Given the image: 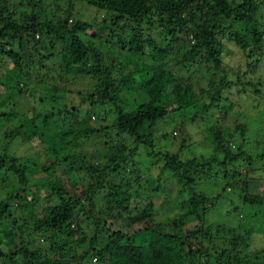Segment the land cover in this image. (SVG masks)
I'll use <instances>...</instances> for the list:
<instances>
[{
	"label": "trees",
	"instance_id": "16d2710c",
	"mask_svg": "<svg viewBox=\"0 0 264 264\" xmlns=\"http://www.w3.org/2000/svg\"><path fill=\"white\" fill-rule=\"evenodd\" d=\"M41 2L0 0V119L18 120L15 127L4 132L2 139L9 141L18 138L30 146L32 141L38 139L39 148L56 157L57 163L68 162L73 155H64L65 145L79 146L77 141L81 139L89 141L105 135L99 147L104 146L108 151L95 162H84L82 157L80 159L76 155L81 165L75 170L84 171L91 179L90 184L79 188H75L70 179L64 176L67 173H63L61 178L46 181L37 178L39 182L30 185L27 172L44 175L55 162L30 170L29 165L19 163V158H8L4 153L0 155V174L5 182H9L8 186L1 184L0 231L4 232V239L0 237V246L6 240L19 236L18 247L0 248V264H89L91 260L98 264H264V245L262 247L260 241H253V232L257 229L250 231V224L258 223L264 234L261 228L264 227V196L260 191L248 192L249 181H259V178L252 177L253 173L261 172L264 175V140L251 142L255 152L247 153L243 124L228 128L227 132L220 128L226 122L227 111L232 108L230 104L225 105L224 92L237 91L236 87L241 94H246L245 86H249L253 93L260 94L259 84L241 82L237 77L231 81L222 73L221 38L225 36L229 43L242 50L247 46V57L251 54L261 56L264 21L257 20L256 16H264L261 9L264 0H239L233 8L228 0H54L57 5L49 14H45ZM77 2L100 13V19L84 22L73 18ZM36 4L40 5L39 9L35 8ZM224 19L240 22L244 30L251 34L250 44L246 43L238 29ZM124 20H130L132 26H121L120 30L130 32L126 42L116 37L118 47L127 52L125 62L118 63V68L124 64L130 68L128 73L116 79L113 78L115 63L110 61L103 66V53L110 50H98L93 43L81 40L80 35L90 33L93 39H97ZM141 25L156 26L158 34H165L163 43L152 37L143 40V31H148L141 30ZM35 36L44 37L55 51L40 56L32 72L33 84L41 88L38 90V102L44 103L49 98L58 100L54 92L64 97L63 88L67 89L64 72L74 76H92L96 78L95 93L101 103L107 99L114 109L115 119L110 125L72 128L75 124L79 126L85 123L93 106L90 95L86 101L82 99L81 104L76 102L68 108L63 105L62 108L46 110L38 124L36 119L39 115L36 117L34 104L27 114L17 118L12 110L23 102L24 96L29 98L25 90L29 89L32 57L30 62L24 63L22 55L24 48L39 43ZM184 42L191 44V48L178 54L175 65L196 64L197 60L203 59L213 71L209 89H200L202 97L208 102L199 107L205 115L203 119L212 122L209 128L211 155L184 157L183 140L174 152H146L147 156L158 157L160 170L166 171L176 184L184 181L181 188L190 190L189 195L180 202L182 217L178 227L182 229L188 222L196 225L184 229L185 235L181 236L172 231L159 230L154 223L152 201L147 199L141 206L133 204L136 192L133 194L130 191L131 183L125 171L122 177L119 173L136 148L127 150L120 143L121 138L126 136L136 146L148 144L151 147L150 140L159 122L186 109H192L193 118L196 117L197 99L189 85L162 63L168 61L173 46ZM61 51L60 71L58 67L51 69V63H46L54 60L55 54ZM87 58L91 64L83 63ZM3 66L8 67L4 74L1 73ZM49 73L57 76L54 78L58 81L57 86L51 87L47 83V79L52 81L51 76L47 77ZM132 74H136L139 81H134ZM218 74H221L220 78H217ZM132 85L141 91L144 98L126 111L117 103V94ZM67 92L71 93V90L67 89ZM34 93L37 94L36 91ZM213 106L215 118L210 117L208 112ZM64 118L68 120L69 128L62 130L58 123ZM49 125L52 126V134L43 132ZM101 158H104L103 162ZM243 163L256 165L252 172L240 173L238 167ZM72 169L70 166L66 168L68 172L75 171ZM193 185H201L205 190L197 192ZM231 193L236 195L237 200L241 199L242 211L235 212L238 208H232L237 225L224 228L222 225L219 230L204 223L208 210ZM11 199L18 201L17 210L21 212L17 215L10 210ZM40 202L43 204L38 206ZM84 203L86 207L83 209ZM101 203L107 207L102 210L105 214L96 211L101 216H95V209L101 208ZM80 208L83 213L78 214H87L84 216L88 222L84 227L87 231L73 225L75 212H80ZM6 221L10 226L9 231L4 229ZM28 222L30 226H26ZM172 224L175 225V221ZM23 235H27L26 240L20 237ZM222 235L229 236L230 241ZM39 238L42 244L37 241ZM30 245L35 247L32 249ZM192 245L196 246L194 250ZM216 246L220 247L219 251L215 250Z\"/></svg>",
	"mask_w": 264,
	"mask_h": 264
},
{
	"label": "rangeland",
	"instance_id": "374dc122",
	"mask_svg": "<svg viewBox=\"0 0 264 264\" xmlns=\"http://www.w3.org/2000/svg\"><path fill=\"white\" fill-rule=\"evenodd\" d=\"M228 1L230 2L232 8L239 3V0ZM41 3L42 7L45 9V14H49V12L57 5L55 4L54 0H42ZM39 7V4L35 5L36 9H39ZM261 9H263L264 15V7ZM74 13L76 15L72 16L73 18L81 19L84 22H90L95 18L99 20L101 15L100 13L94 11L90 7L80 2H77L75 4ZM256 18L261 22L264 21V16H261V14H257ZM225 20L226 19H224L223 21ZM130 22V20H124L120 22L119 25L115 27L116 29L114 28L111 31L109 30L107 34H104L102 36L100 35V37H98L97 39H93L89 35L90 33L80 35L81 40L93 43L94 47H96L98 50H103L104 48L110 50L108 53H103V66L107 65L110 61L114 62L115 70L113 72V78L116 79L119 78L120 75L128 73L130 68L129 65L125 67V64L121 65L122 67L118 68L120 66V64L118 63L125 62L126 59L124 58V56L127 55V52L124 49L119 48L120 46L116 42L117 38L122 39V41L124 42L128 40L130 32L128 30L122 31L120 29L122 25H124L125 27L132 26ZM226 23L231 24L234 29H238L240 34L245 38L246 43L250 44L251 34L244 30V26L240 25V22L226 20ZM133 27H135V25ZM155 28L156 26L150 27L141 25V30L148 31H143V40L152 37L157 42L163 43L165 34L160 32V34H158V30ZM262 30H264V26ZM262 30H260V32ZM34 38L35 40L39 41V43L24 48L25 51L22 55L24 63L30 62L29 59L32 57V60L30 62L31 69L29 67L30 82L27 85L29 89L25 90L26 95H28L29 98L24 96L23 102L17 105V107L12 110L15 115L17 114V118H19V115L27 114V110L31 107L32 104H34L36 117L39 115L38 120L36 119V123L38 124L40 123V118L43 116L42 114H44L46 110L57 107L62 108L63 105V107L66 108L71 107L75 105L76 102L79 103L82 99L83 101H86L87 97L90 95L89 97L92 96L91 102L93 103V106L88 112L85 123L83 122L79 126L75 124L72 126V128L74 127V129H80L82 128L81 126L97 128L110 125L115 119L114 109L107 99L104 100L103 103H101L100 99L95 93L96 78H93L92 76H74L70 73L65 74L64 72L63 77L67 80V89H70L71 93H68L65 87L63 88V93L65 94L64 97L58 96L57 93L54 92V96H57L56 99L58 98V100L53 101L49 98L44 103L38 102V90H41V88L37 84H33L32 81L34 80L32 78V72L35 71V64L37 63L39 57L42 55H50L54 50H52L50 44L44 39V37L42 38V36H35ZM221 44V52L223 54V56L221 57L222 73L224 75H227V78L231 81H234L237 77L241 82H252L260 85L258 87V89L260 90V94L253 93L252 88H250L249 86H245L246 94H241L242 92L238 91V88L236 87L235 89L237 91L230 90L229 93L224 92L223 99H225V105L230 104L232 108L226 113L225 124L220 126V128L224 132H227L228 128L232 129V127H234L235 125L243 124L245 126V150L247 153L249 152L251 154H254L255 148L251 144V142H263L264 140V37L261 41V46L263 47V53L261 56L251 54L250 57H247V55H245L246 51H248L247 46L244 50H242L241 48H236L234 47L235 45L228 42L225 36L221 38ZM190 45L191 44L184 42L173 46L174 50L169 55L168 61L164 60L162 61V63L164 62L165 68H168L177 77H182L184 82L189 85L192 94L197 99L196 106L198 108L196 109L198 111L196 112V117L193 118L194 111L192 109H186L182 113L172 115L170 119H164L163 121L159 122L157 124L153 138L150 140L151 147H149L148 144H141L136 146L135 143L132 140L128 139L126 136H124L120 140V143L124 145L127 150H132L134 147H136L135 151L130 154L128 164L123 165L119 173V176L122 177L123 171H125L126 176L131 183L130 191L133 194H135L136 192L135 196L133 197V204H140L139 206H141L144 201L149 199L153 203L154 223L157 225L159 230H162L164 232L172 231L175 232V234L181 236L185 235L184 229H191L192 225L195 224L190 222L186 223L185 226L182 227L183 231L182 229H180V227H178V221L182 217L179 209L180 202L182 201V198H186L189 195L190 190L187 188H181V185L184 183V181L176 184L166 171L163 172L160 170V161L158 157L147 156L146 152L151 154H155L160 151L174 152L177 150L180 141L183 140V144H185V149L183 150L184 157L211 155L212 137H210L209 128L212 125V122L210 119H203L205 118V115L202 110L199 109V107L208 102L205 97H202L200 89H209V82L211 80L210 76L211 72H213L211 65L209 63H205L203 59L197 60L196 64H185L183 66L175 65L176 61H178V54L184 53L185 51L189 50L191 48ZM62 56V51L58 52L55 54V59L52 61H48V63L46 64L51 63V69L54 67H58L60 71ZM84 62L85 64H91V60H89V58L83 61V63ZM117 68L119 70H117ZM7 70L8 67L3 66L1 68V73L4 74ZM53 75V73H49L47 76H51L52 81H48L47 79V83L50 84L51 87H54V85H58V81L54 79L57 76L53 77ZM132 77L134 81H139L136 74H132ZM220 77L221 74H218L217 78ZM45 88L46 87H44L43 89L47 91V88ZM34 91L37 92L36 95ZM143 98L144 95L141 93V91L135 85H132L131 87L127 88V90L122 89L120 92H118L117 103L121 105L124 110L128 111L134 108L138 103L142 102ZM81 103L82 102H80V104ZM5 109H8V107H6ZM212 109H214V106L210 108L208 112H210V117L215 118L216 114L214 110L213 114L215 115L212 114ZM0 122V155L4 153L8 158H19V163L29 165L30 170L41 165L47 167L55 162L53 168L44 175L40 172H32L31 174L27 172L26 176H28L29 178L30 185H34L36 182H39V180L37 181V178L46 181L53 179L54 177L61 178L63 173H67L68 175L64 176L70 179L72 185L75 188L87 186L91 183V179L84 171L75 170L81 165L76 155H78L80 159L82 157L84 162H95L98 157H101V155L108 151V149L104 146L99 147L100 144L105 140V135L100 136L101 139L91 138L89 141H83L81 139L77 141L79 146H74L73 144L65 145L64 155H73V157L66 163H57V161H55L56 157L49 154V152H47L46 150L39 148L41 146L38 144V139L32 141L33 144L31 146L28 143L20 141V139L18 138H14L9 141L7 139H2L4 136V132H8L7 130L15 127L16 124H18V120L5 121L3 119H0ZM58 124L60 126V129L62 130L69 128V122L65 118L62 119V121H60ZM41 125L42 124H39V126ZM43 132L52 134V126H47ZM101 161L103 162L104 158H101ZM255 165L256 164H252L250 166L246 163H243L242 166L238 167V171L240 173H247L251 171ZM68 166L73 167L72 170L75 171L68 172V170H66ZM6 172L7 171H5V173ZM6 175H9V173ZM252 177L259 178V181L257 179L249 181L250 184H248V192L255 193L257 191H260V193L264 196V175L261 172H256L255 174L253 173ZM111 179H113V177ZM1 184L8 186L9 182H5L0 174V193L3 192V187L1 186ZM193 188L197 192H202L205 190L201 185H193ZM77 191L79 192L80 190ZM97 194L100 193L98 192ZM101 194H104V192H101ZM233 194L234 193L226 194L222 202L214 204V206L210 208L204 215V223L210 224L212 225V228H218L219 230L222 225L223 228L224 226L234 227L235 225H237V220H235L234 218L236 214H233L234 212L232 208H238V211L236 210L235 212H241V199L238 198L237 200L236 195ZM92 198L95 201V195H93ZM236 200L237 202H235ZM42 204L43 202H40L38 206H41ZM9 205L11 206L10 210L13 211L15 215L21 212L20 210H17V207H19L17 206L18 201L11 199L9 201ZM13 206H15V208ZM85 207L86 203L83 204V209ZM106 208L107 207L104 205V203H101V208L95 209L94 215H100L96 211L101 212ZM37 209H39V207ZM83 209L80 208V212H75V222L73 223V225H75V228L78 225L82 228H84L86 224L88 225V222L86 221V219H84V216H87V214H83L84 216L78 214L83 213ZM102 212L105 214L104 211ZM172 221H175V225L172 224ZM248 222L251 223V219H249ZM257 224L258 223H255L254 225L250 224V226L252 227L250 231H252L253 228L257 229L253 232L255 237L253 241H260V244L263 247L264 234L259 229V226H257ZM28 225L29 222L26 224V226ZM260 226H262V224ZM261 228L264 229V227ZM4 229L5 231L10 230V226L7 221L4 223ZM83 230L87 231L86 228H84ZM222 236L228 241L229 236ZM0 237L1 239H4V232L0 231ZM20 237L24 238V240L27 239V235H23ZM40 239L41 238L37 239V241L39 242V244H42L43 242H41ZM18 240L19 236H15L9 240H6L5 243L0 246V248L2 247L1 249L5 250L9 247L13 248V246L18 247ZM253 241L252 243L250 242L251 247L253 245ZM261 241L263 242V244L261 243ZM35 245L37 246L36 243ZM29 247L33 249L35 246L30 245ZM257 247L258 246L256 245V248ZM191 248L194 250L196 246L192 245ZM219 249V246L215 247L216 251H219ZM89 264L98 263L97 261L91 260Z\"/></svg>",
	"mask_w": 264,
	"mask_h": 264
}]
</instances>
